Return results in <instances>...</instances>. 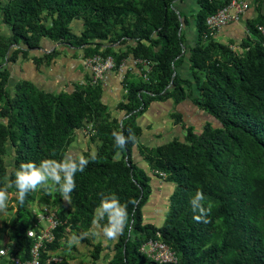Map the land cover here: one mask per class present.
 I'll list each match as a JSON object with an SVG mask.
<instances>
[{
	"label": "trees",
	"instance_id": "1",
	"mask_svg": "<svg viewBox=\"0 0 264 264\" xmlns=\"http://www.w3.org/2000/svg\"><path fill=\"white\" fill-rule=\"evenodd\" d=\"M177 1L0 0V26L8 30L5 36L0 27V188L14 181L21 163L60 160L87 122L93 124V140L100 143L96 159L76 174L71 208L56 193L40 198L43 207L56 208L61 220L54 242L42 250L44 264L67 238L68 228L78 235L91 228L101 193H115L121 203L137 201L128 204V225L109 264H159L141 253L150 240H160L175 252L177 263L169 264H264V38L259 31L264 14L247 22L239 54L209 36L206 25L228 1L198 0V39L189 48L191 74L182 78L177 68L185 60L181 26L186 20L174 9ZM74 21H83L80 36L70 28ZM43 40L84 49L88 56L99 55L106 40L125 44V51L105 47L102 55L113 57L117 70L130 57L138 68L148 64V81L131 83L127 103L117 106L127 118L121 122L112 116L102 101V85L79 84L72 93H47L30 81L12 86L10 65L29 60ZM57 55L53 50L34 62L49 66ZM187 99L218 125L207 122L201 131L184 126L183 139L145 147L143 162L137 163L134 150L142 135L137 118L155 101L179 105ZM113 131L132 137L120 150L119 161L113 160ZM8 145L13 150L10 168L4 160ZM161 173L174 189L163 224L155 226L145 223L143 211L153 193L152 178L162 179ZM197 190L205 194L204 206L211 204L207 222L193 219L189 201ZM7 191L18 195L14 186ZM34 201V192L23 205L16 197L15 217L2 227L15 248L13 255L22 261L30 258L33 246L27 232L35 224L29 210ZM91 237L81 243L93 246ZM101 252V245L94 246L93 264Z\"/></svg>",
	"mask_w": 264,
	"mask_h": 264
},
{
	"label": "rangeland",
	"instance_id": "2",
	"mask_svg": "<svg viewBox=\"0 0 264 264\" xmlns=\"http://www.w3.org/2000/svg\"><path fill=\"white\" fill-rule=\"evenodd\" d=\"M144 1L145 0H138V3H143ZM0 27H1L2 33L5 36H7L8 35L7 28L3 25H1ZM70 28L72 32L78 36H80L81 33L85 29L83 21H74L71 24ZM101 44H103V47L99 48L100 56H103L102 53L105 52L104 51L105 47L111 48L112 51L116 53L126 50L125 44H122V45H120L119 43L114 44L107 40L103 41ZM45 50L47 51L55 50L58 53V55L53 65L39 70V75L37 77V84L39 86H41L42 88L45 87L50 90H54L56 92L62 88L60 85L63 83L67 89H70V91H67V92L71 93L76 84L86 85L89 82L90 69L87 63H88V59L92 58L93 56L86 55L84 49H73L67 45L60 44L58 42H52L48 40L47 44L45 45ZM237 53L241 54L242 50L240 49L237 50ZM34 54H35L34 52H30L29 58L33 59ZM125 64H123L124 66H122L123 67L122 69L119 68L118 70L116 69L115 71L109 73L106 82L102 84V88H103L102 101L105 105L108 106V110L110 111L112 116L114 118H117L121 122L127 118V115L124 111H119L117 109V106L119 103H123V104L127 103V87L133 82L137 83L140 81H148V74H149L148 73L149 68L146 65H143L142 68H138L137 65L135 64L136 71L134 73L130 71V69L127 67V65L129 64V61L125 62ZM10 70L12 72L13 67H11ZM23 70L25 71V69ZM113 75H116L119 78L120 87L122 90L121 95L118 98H115L114 100L111 99L110 96H105V93L107 92L106 88L108 87L109 81L111 80ZM182 75L189 77L190 71L183 72ZM77 80H78V83H74V81H77ZM161 112L163 114L164 111H161ZM187 112H189V110H187ZM177 114L178 112L174 107V109L169 110L166 114H164L160 118L159 121L161 125L160 126L161 128V132H160L161 138L160 139L161 140H167L166 134L169 132V130L162 132V129L165 126L168 127L169 123L174 124L175 122H177L175 119V116ZM192 117L193 119L195 118L200 123L203 122V126L207 122H210L214 124L215 126L218 125L217 122H215L212 118H210L204 112L203 114L198 115V116L196 114H192ZM139 118L140 117L137 118V121ZM90 126L93 127V124L87 122L85 124V127L76 133L75 142L73 145L70 146L71 154L73 155L83 154L84 155L85 153H92V152L96 153L97 147L99 146L100 143L96 140L95 141L93 140L95 133H94V130L90 129L91 128ZM193 128L196 131H200L199 129H197L196 126H194ZM137 143H138L137 146L139 148V151L142 153L143 149L146 147L144 141H142V135L138 137ZM4 160H5L6 167L10 168L13 163V150L10 145L7 146V153L5 155ZM45 194L46 193L44 192L42 188L34 191L35 201L29 205V210L31 211V214H32V220L36 218L38 210L44 206L40 203V198L45 196ZM56 194H59V193L56 192ZM8 195H9V199L7 201L8 207L5 211L0 212V249L3 248L4 246L5 247L7 246L8 248L11 247V244H10L11 242L9 241L7 233L2 231V227L5 224L9 223L15 217V211H16L15 200L17 196L14 193H10V192H8ZM63 202L66 208H71V204H69L68 202L64 200ZM151 205H155V204L151 203ZM165 207L168 210L169 204L167 203V206ZM50 209L56 211L55 207H51ZM34 223H35V220H34ZM66 232H67V238H62L60 240L58 248L50 252L52 254V258H57L59 260H62V262L66 264H93L94 260H93L92 254L94 252V246L101 245L102 252L98 256L99 259L97 261V264H109L110 261L113 259L114 254H115L114 246L117 243L118 239L116 241L105 242L102 236H92L91 244H93V246H88L84 243H80L78 247L73 246L71 249H69L67 246V240H68V237L74 231L68 228Z\"/></svg>",
	"mask_w": 264,
	"mask_h": 264
},
{
	"label": "crops",
	"instance_id": "3",
	"mask_svg": "<svg viewBox=\"0 0 264 264\" xmlns=\"http://www.w3.org/2000/svg\"><path fill=\"white\" fill-rule=\"evenodd\" d=\"M212 1L215 3L217 2L225 3L228 0H212ZM243 1L249 4V9L247 10V12L241 17L239 21L233 22L225 26L218 33H216L213 36L215 41L220 42L222 44L231 45L237 48L238 45L242 42V40H244L247 37L248 34L246 28L247 22L255 20L260 14H264V0H243ZM174 9L176 10L178 15H180L181 17H183V19L186 20V22L183 23V25L181 26V32L184 38V44L186 48L184 51L185 60L184 63L177 68L178 69L177 73L182 78H189L190 76L187 77L185 75H182V73L190 71L189 48L194 47L196 40L198 39L196 17L199 11L201 10V6L199 5L198 0H179L175 2ZM47 41L48 40H43L41 42L40 49L31 51L35 53L33 55V59L29 58V60H20L17 63L10 65V68L13 67V71L11 72L12 86L19 81H30L38 89L40 88L39 90H42L47 93H60V92L70 91V89H67L63 83L60 85L62 88L56 92L54 90H50L45 87L42 88L37 84V77L39 75V70L53 65L55 62L54 60L53 63L49 66L46 65L39 66L34 62L35 58H43L45 55L51 52L45 50V45L47 44ZM127 61H129L127 67L130 69V71L135 73L136 71L135 60L132 57H130ZM22 67L23 69H25V71L22 69ZM74 83H78V80L74 81ZM75 86L73 91L75 90ZM106 89L107 92L105 93V96H110L111 99L113 100L121 95L122 90L120 87V80L116 75H113ZM174 107L178 112L177 116H179L181 120L180 122H175L174 124L169 123L168 127L165 126L164 127L165 129L163 128L162 132L169 130V132L166 134L167 140H161L160 139L161 125L159 120L169 110L174 109ZM187 110H189V112H187ZM161 111H164L163 114ZM192 114H196L198 116L203 114V112H201L192 103L190 99L183 101L179 105H175L172 100L153 102L148 108V111L144 115H142L137 121L139 126L142 128V141H144L145 146L154 148L163 145L165 143H168L173 139H177V138L183 139L185 136L184 126L186 127L196 126L197 129L201 131L203 128V122L200 123L195 118L193 119ZM68 153H71V147L69 148ZM134 157L137 163L143 162V158L140 155L138 146L135 147ZM141 166L147 172H149V167L147 165L141 164ZM151 184H152L153 193L151 195L149 203L147 204V206L144 208L143 211L144 221L147 224L161 226L164 222L167 213V209L165 206H167V203L169 204V197L173 193L174 188L171 184L167 183L165 180L156 177L152 178ZM151 203L155 205H151ZM6 264H10V263H6Z\"/></svg>",
	"mask_w": 264,
	"mask_h": 264
},
{
	"label": "clouds",
	"instance_id": "4",
	"mask_svg": "<svg viewBox=\"0 0 264 264\" xmlns=\"http://www.w3.org/2000/svg\"><path fill=\"white\" fill-rule=\"evenodd\" d=\"M114 147L117 149L113 156L114 161H119L121 151L128 143L131 136L125 137L122 132L113 131ZM96 159V153L92 152L89 156L83 154L73 155L67 153L60 160L43 159L39 163L27 161L21 163L15 171V179L9 182L5 187L0 188V212L5 211L8 207V191L10 187L18 190V202L23 205L29 192L37 189H43L45 193L51 195L58 192L61 198L71 204V194L76 189V174L83 173L90 161ZM7 180V177L5 178ZM101 199L96 207L91 221V228L79 235L73 232L67 240V246L71 249L73 246H79L81 241L89 236H102L104 241H116L124 234L128 225V204H136V200H130L127 203H121L115 193L100 194ZM205 194L202 190H197L190 198V205L194 213L193 219L197 222H207L205 217L211 210V204L206 208L204 206ZM33 233L27 232L31 237ZM0 255L3 252L0 251Z\"/></svg>",
	"mask_w": 264,
	"mask_h": 264
},
{
	"label": "built area",
	"instance_id": "5",
	"mask_svg": "<svg viewBox=\"0 0 264 264\" xmlns=\"http://www.w3.org/2000/svg\"><path fill=\"white\" fill-rule=\"evenodd\" d=\"M249 9V4L243 0H228V3L223 8L219 9L216 13L210 15L206 20V25L209 31V36H214L225 26L237 22ZM259 31L264 38V28L259 27ZM208 36H205V39ZM233 50H237L236 47L231 46ZM88 66L90 69L89 84L92 86H98L106 82L108 74L115 71L116 63L111 56L95 55L88 59ZM137 65V61H135ZM149 68L148 64H144ZM123 66V65H122ZM122 66L120 67L122 69ZM91 130L93 127L90 126ZM161 178L165 180L166 176L160 174ZM61 225V220L57 216L54 210L48 207H41L35 218V224L31 231L33 235L28 236L33 241V246L30 251V258L22 261L20 258L14 256L15 248L3 247L0 251L3 255H0V264H44L42 260V250L48 244H52L55 240V230ZM141 253L148 259L159 264L177 263V256L175 252L171 250L165 243L160 240H150L141 247ZM60 263L61 260L57 258L48 259L47 263Z\"/></svg>",
	"mask_w": 264,
	"mask_h": 264
}]
</instances>
